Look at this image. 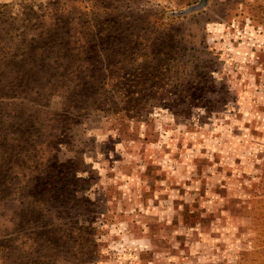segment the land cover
Segmentation results:
<instances>
[{"label": "rangeland", "instance_id": "1", "mask_svg": "<svg viewBox=\"0 0 264 264\" xmlns=\"http://www.w3.org/2000/svg\"><path fill=\"white\" fill-rule=\"evenodd\" d=\"M0 264H264V0H0Z\"/></svg>", "mask_w": 264, "mask_h": 264}]
</instances>
